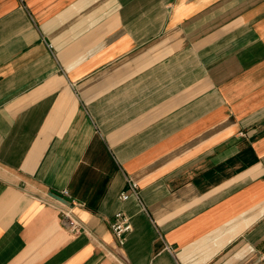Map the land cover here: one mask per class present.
I'll list each match as a JSON object with an SVG mask.
<instances>
[{"label":"crops","instance_id":"0c3cea01","mask_svg":"<svg viewBox=\"0 0 264 264\" xmlns=\"http://www.w3.org/2000/svg\"><path fill=\"white\" fill-rule=\"evenodd\" d=\"M0 264H264V0H0Z\"/></svg>","mask_w":264,"mask_h":264},{"label":"built area","instance_id":"2783aa9c","mask_svg":"<svg viewBox=\"0 0 264 264\" xmlns=\"http://www.w3.org/2000/svg\"><path fill=\"white\" fill-rule=\"evenodd\" d=\"M51 47V46H50ZM130 193H121L120 198L126 200L130 195H134L139 198V185L134 180H128ZM61 197H69L68 191H63L60 193ZM60 203V217L61 224L73 235H79L83 231V226L81 221L75 216L73 212V206L70 203ZM111 228L116 238L121 244L126 241L127 235L133 230L130 218L123 212H118L111 223Z\"/></svg>","mask_w":264,"mask_h":264},{"label":"water","instance_id":"95a60500","mask_svg":"<svg viewBox=\"0 0 264 264\" xmlns=\"http://www.w3.org/2000/svg\"><path fill=\"white\" fill-rule=\"evenodd\" d=\"M51 195L53 196V197H55L56 199H58L59 201H61V202H64V203H70V205H72V199L71 198H69V197H61V195H60V193H57V192H54V191H52L51 192Z\"/></svg>","mask_w":264,"mask_h":264}]
</instances>
